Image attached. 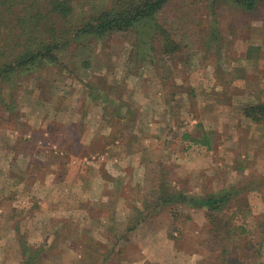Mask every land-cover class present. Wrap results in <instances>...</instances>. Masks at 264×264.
Here are the masks:
<instances>
[{
  "label": "rangeland",
  "instance_id": "obj_1",
  "mask_svg": "<svg viewBox=\"0 0 264 264\" xmlns=\"http://www.w3.org/2000/svg\"><path fill=\"white\" fill-rule=\"evenodd\" d=\"M158 22L170 58L120 33L0 81V264H264V124L243 113L264 102V3L172 0ZM163 184L236 189L216 213L236 227L226 254L204 210L158 201Z\"/></svg>",
  "mask_w": 264,
  "mask_h": 264
},
{
  "label": "trees",
  "instance_id": "obj_2",
  "mask_svg": "<svg viewBox=\"0 0 264 264\" xmlns=\"http://www.w3.org/2000/svg\"><path fill=\"white\" fill-rule=\"evenodd\" d=\"M171 1L105 0L85 4L81 0H0V81L9 80L12 84L37 62L59 65L61 53L71 46H87L120 33H130L137 47L154 39L162 44L163 54L170 58L179 50V45L158 22V16ZM200 1L211 11L218 5L233 3L245 12H254L264 3V0ZM250 58L249 48L245 60ZM86 87L90 90L89 98L96 100L99 95L96 87L89 83ZM243 113L254 123L264 124L263 101L245 106ZM205 139L203 143L208 145V139ZM160 189L158 201L164 204L187 203L204 210L208 221L213 224L212 233L215 237L221 236L222 252H225L234 241L236 227L224 234L218 231L215 225L222 224V217L216 213L227 207L237 195L236 189L207 196H189L185 191L170 190L165 184ZM258 230L264 240V215L258 223ZM33 260L31 258L28 264H34Z\"/></svg>",
  "mask_w": 264,
  "mask_h": 264
},
{
  "label": "crops",
  "instance_id": "obj_3",
  "mask_svg": "<svg viewBox=\"0 0 264 264\" xmlns=\"http://www.w3.org/2000/svg\"><path fill=\"white\" fill-rule=\"evenodd\" d=\"M14 185H16V184H14ZM9 189H11V190H15L16 188H13V186L12 187H10ZM9 189H8V191H9ZM16 193V192H15ZM12 195V194H11ZM3 200H7V202H8V200L10 201V199H9V197H1ZM12 232H13V234H15V230H14V228L12 229Z\"/></svg>",
  "mask_w": 264,
  "mask_h": 264
}]
</instances>
